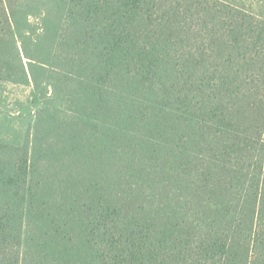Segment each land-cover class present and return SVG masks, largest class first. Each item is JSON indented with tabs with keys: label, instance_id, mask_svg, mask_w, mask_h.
Returning <instances> with one entry per match:
<instances>
[{
	"label": "trees",
	"instance_id": "obj_1",
	"mask_svg": "<svg viewBox=\"0 0 264 264\" xmlns=\"http://www.w3.org/2000/svg\"><path fill=\"white\" fill-rule=\"evenodd\" d=\"M0 264H264V18L0 0Z\"/></svg>",
	"mask_w": 264,
	"mask_h": 264
},
{
	"label": "rangeland",
	"instance_id": "obj_2",
	"mask_svg": "<svg viewBox=\"0 0 264 264\" xmlns=\"http://www.w3.org/2000/svg\"><path fill=\"white\" fill-rule=\"evenodd\" d=\"M229 2L230 4L244 9L250 13H253L261 18H264V0H223ZM8 95L10 99L20 97L21 99L24 95H27V90L22 88H17L9 86L7 88Z\"/></svg>",
	"mask_w": 264,
	"mask_h": 264
}]
</instances>
